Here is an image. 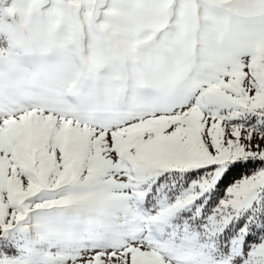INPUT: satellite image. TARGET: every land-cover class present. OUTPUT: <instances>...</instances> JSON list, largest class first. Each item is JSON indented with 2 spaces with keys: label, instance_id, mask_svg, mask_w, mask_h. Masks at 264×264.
I'll list each match as a JSON object with an SVG mask.
<instances>
[{
  "label": "snow or ice",
  "instance_id": "obj_1",
  "mask_svg": "<svg viewBox=\"0 0 264 264\" xmlns=\"http://www.w3.org/2000/svg\"><path fill=\"white\" fill-rule=\"evenodd\" d=\"M0 264H264V0H0Z\"/></svg>",
  "mask_w": 264,
  "mask_h": 264
}]
</instances>
